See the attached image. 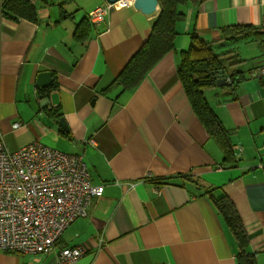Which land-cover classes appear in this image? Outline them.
<instances>
[{
	"label": "crops",
	"instance_id": "0c3cea01",
	"mask_svg": "<svg viewBox=\"0 0 264 264\" xmlns=\"http://www.w3.org/2000/svg\"><path fill=\"white\" fill-rule=\"evenodd\" d=\"M31 1L36 22L4 18L0 0V143L13 152L36 140L79 154L91 183L103 186L86 216L56 242L83 248L72 264H237L236 241L206 190L231 199L256 264H264V75L250 76L264 66V0H205L187 8L174 48L136 88L119 94L106 89L147 39L156 15L133 4L113 8L78 41L76 25L105 0ZM236 25L255 32L221 39V28ZM189 32L216 47L222 41L217 51L236 56L225 69L228 76L239 71L240 80L204 91L231 133L234 163L224 161L177 77ZM43 71L52 81L38 86ZM0 264L56 262L53 253L0 249Z\"/></svg>",
	"mask_w": 264,
	"mask_h": 264
},
{
	"label": "built area",
	"instance_id": "2783aa9c",
	"mask_svg": "<svg viewBox=\"0 0 264 264\" xmlns=\"http://www.w3.org/2000/svg\"><path fill=\"white\" fill-rule=\"evenodd\" d=\"M117 0L98 5L87 14L93 23L111 9L132 4ZM264 51V41L262 43ZM264 75V66L250 76ZM226 83L231 79L226 76ZM18 122L13 127H18ZM102 185L90 181L79 154L59 151L33 140L10 152L0 143V249L26 254L53 253L56 264H72L84 254L80 245L57 246L68 225L86 216Z\"/></svg>",
	"mask_w": 264,
	"mask_h": 264
},
{
	"label": "trees",
	"instance_id": "16d2710c",
	"mask_svg": "<svg viewBox=\"0 0 264 264\" xmlns=\"http://www.w3.org/2000/svg\"><path fill=\"white\" fill-rule=\"evenodd\" d=\"M205 0H157L158 13L152 18L147 39L141 47L128 59L121 71L113 79L106 90L117 94L136 88L146 73L169 51L174 48V39L178 35L177 23L185 18L186 9H195ZM1 15L17 21L27 19L37 21L35 2L31 0H1ZM92 22L86 16L74 29V38L82 41L91 34ZM221 39L235 41L238 38H249L255 29L245 26H227L221 28ZM190 42L186 49L178 54L177 77L180 80L189 104L208 132L223 152L224 161L235 162L234 150L230 141V131L226 129L217 115L210 108L204 90L216 85L215 73L226 68L234 59L231 50L215 51L211 42L205 41L194 32H189ZM264 41V40H263ZM237 63L231 62V64ZM239 71L232 72L228 77L232 84L240 80ZM60 116V114H57ZM61 118V117H58ZM204 194L211 205L223 219L232 233L237 246V264H256L253 252L249 250L247 233L243 222L231 199L224 193L215 194L206 190Z\"/></svg>",
	"mask_w": 264,
	"mask_h": 264
},
{
	"label": "water",
	"instance_id": "95a60500",
	"mask_svg": "<svg viewBox=\"0 0 264 264\" xmlns=\"http://www.w3.org/2000/svg\"><path fill=\"white\" fill-rule=\"evenodd\" d=\"M105 1L109 2V3H114L117 0H105ZM132 4H133V7L135 9L140 10L141 12L146 14L147 16L157 15L158 10H159L158 5H157V0H133ZM214 73H215V78H216V80H215L216 85L223 86V85L227 84L225 81L226 76H227V71L225 68L219 69ZM51 81H52L51 72L43 71V72H40L37 74L36 85L46 86ZM58 123H59V126L63 130H68L67 125H66L63 117H61L58 120Z\"/></svg>",
	"mask_w": 264,
	"mask_h": 264
},
{
	"label": "rangeland",
	"instance_id": "374dc122",
	"mask_svg": "<svg viewBox=\"0 0 264 264\" xmlns=\"http://www.w3.org/2000/svg\"><path fill=\"white\" fill-rule=\"evenodd\" d=\"M230 42H232V41H230ZM220 43H222V41H220V42L217 43V47H215V51H217V48L219 47V44H220ZM235 43H236V42H235ZM235 43H234V44H235ZM234 44H233V45H234ZM253 44H254V45H253V48H254V49L258 48V44H257V43H253ZM234 46H236V45H234ZM245 46H246L245 44H242V45H238L237 47L244 48ZM204 91H207V89H205Z\"/></svg>",
	"mask_w": 264,
	"mask_h": 264
}]
</instances>
